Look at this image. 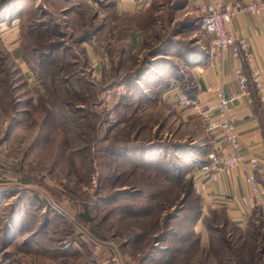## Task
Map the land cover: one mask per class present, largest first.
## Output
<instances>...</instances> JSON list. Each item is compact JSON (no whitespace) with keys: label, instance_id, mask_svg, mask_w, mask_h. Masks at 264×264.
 Wrapping results in <instances>:
<instances>
[{"label":"rangeland","instance_id":"374dc122","mask_svg":"<svg viewBox=\"0 0 264 264\" xmlns=\"http://www.w3.org/2000/svg\"><path fill=\"white\" fill-rule=\"evenodd\" d=\"M185 1L0 0V264H264L256 218L201 216L214 138L163 94L209 39Z\"/></svg>","mask_w":264,"mask_h":264},{"label":"crops","instance_id":"0c3cea01","mask_svg":"<svg viewBox=\"0 0 264 264\" xmlns=\"http://www.w3.org/2000/svg\"><path fill=\"white\" fill-rule=\"evenodd\" d=\"M121 1L119 9L128 12L137 8L136 1ZM216 1L239 9L226 28L232 45L220 57L214 54L209 39L205 45L200 41L199 50L185 63L189 72L171 68L172 77L163 94L168 100L173 93L187 94L189 90V96L198 99L200 105V109L191 108L189 112L207 116L216 125L227 120L234 125L245 162L219 181L208 184L200 195L204 211L201 216L221 212L229 223L245 231L254 225L259 213L264 221V0ZM209 3L210 0H186L181 9L188 10L186 15H191L188 18L193 25L202 22ZM251 4L257 5V12L244 9ZM2 40L19 59V36L15 32L4 34ZM221 95L230 101L226 113L219 109ZM214 133V140L223 143L220 130ZM251 158L256 159L255 164H251ZM252 183L258 195L252 192Z\"/></svg>","mask_w":264,"mask_h":264},{"label":"built area","instance_id":"2783aa9c","mask_svg":"<svg viewBox=\"0 0 264 264\" xmlns=\"http://www.w3.org/2000/svg\"><path fill=\"white\" fill-rule=\"evenodd\" d=\"M153 0L137 1V8H149ZM249 12H257V5H248L244 8ZM237 7L230 4H223L216 0H210L207 15L202 19L201 27L209 38L210 45L213 47L214 54L223 57L233 39L227 34V25L231 22L234 14L238 12ZM173 104L177 107H190L200 109L199 101L184 93H175ZM229 99L222 96L219 99V109L223 113L228 111ZM208 124L211 135H215L214 131L220 130L223 143L213 141L208 152V162L198 167L193 172V187L197 194H204L208 184L219 181L222 177L230 173L234 168L245 162V155L238 141V134L234 125L229 121H225L220 125L209 122V118L204 116ZM217 135V133H216ZM251 164L256 163L255 158L249 160ZM252 192L258 195L256 186L252 183Z\"/></svg>","mask_w":264,"mask_h":264},{"label":"trees","instance_id":"16d2710c","mask_svg":"<svg viewBox=\"0 0 264 264\" xmlns=\"http://www.w3.org/2000/svg\"><path fill=\"white\" fill-rule=\"evenodd\" d=\"M190 57H192V55H189L186 59H187V61L189 60V61H191V59H190ZM165 83H166V85L168 86V83L165 81ZM167 88V87H166ZM186 93L187 94H189V95H191V93L189 92V91H186ZM208 153L206 154V159H205V161H203V162H201L200 164H199V166L198 167H200L201 165H203V164H205V163H207L208 162ZM198 167H196V169L198 168ZM195 169V170H196ZM194 176V175H193ZM26 182V181H25ZM258 217L256 218L257 219V221L259 222V226H261V227H264V221H263V219H262V217H261V214L259 213L258 215H257ZM209 228V227H208Z\"/></svg>","mask_w":264,"mask_h":264}]
</instances>
